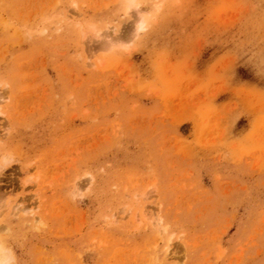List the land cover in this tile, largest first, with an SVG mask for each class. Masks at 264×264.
I'll list each match as a JSON object with an SVG mask.
<instances>
[{
	"label": "rangeland",
	"instance_id": "rangeland-1",
	"mask_svg": "<svg viewBox=\"0 0 264 264\" xmlns=\"http://www.w3.org/2000/svg\"><path fill=\"white\" fill-rule=\"evenodd\" d=\"M0 243L264 264V0H0Z\"/></svg>",
	"mask_w": 264,
	"mask_h": 264
},
{
	"label": "bare ground",
	"instance_id": "bare-ground-1",
	"mask_svg": "<svg viewBox=\"0 0 264 264\" xmlns=\"http://www.w3.org/2000/svg\"><path fill=\"white\" fill-rule=\"evenodd\" d=\"M142 23L138 25V29H141ZM137 28V27H136ZM23 211H26V209H22ZM12 260V255L2 246L0 243V264H9Z\"/></svg>",
	"mask_w": 264,
	"mask_h": 264
}]
</instances>
